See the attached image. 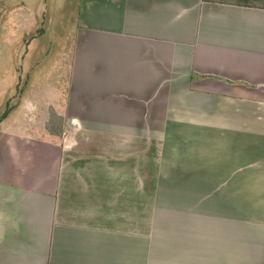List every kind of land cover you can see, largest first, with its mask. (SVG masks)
<instances>
[{
  "label": "crops",
  "instance_id": "1",
  "mask_svg": "<svg viewBox=\"0 0 264 264\" xmlns=\"http://www.w3.org/2000/svg\"><path fill=\"white\" fill-rule=\"evenodd\" d=\"M65 81L0 121V264H264V5L80 0Z\"/></svg>",
  "mask_w": 264,
  "mask_h": 264
},
{
  "label": "rangeland",
  "instance_id": "2",
  "mask_svg": "<svg viewBox=\"0 0 264 264\" xmlns=\"http://www.w3.org/2000/svg\"><path fill=\"white\" fill-rule=\"evenodd\" d=\"M0 1V7H3L0 10L1 114L6 109L8 113L15 107L10 108V105L17 103L16 98L23 92L17 90L18 85H31L40 90L65 85L80 0ZM246 2L264 5V0ZM41 10L46 13V17L39 16L32 25L16 20L18 13L29 12L36 15ZM37 62L39 66L33 69ZM12 97L14 100L7 105V100L10 101ZM57 113L52 109L50 121L45 113H40L41 117L39 114L32 115L31 112L25 115L31 122L45 119L44 125L60 131L63 128V118Z\"/></svg>",
  "mask_w": 264,
  "mask_h": 264
},
{
  "label": "trees",
  "instance_id": "3",
  "mask_svg": "<svg viewBox=\"0 0 264 264\" xmlns=\"http://www.w3.org/2000/svg\"><path fill=\"white\" fill-rule=\"evenodd\" d=\"M7 112H5L3 115H2V117L0 118V121L2 120V119H4L6 116H7Z\"/></svg>",
  "mask_w": 264,
  "mask_h": 264
}]
</instances>
